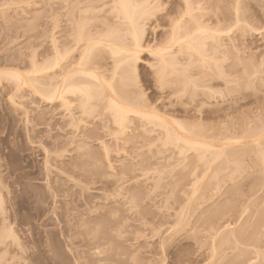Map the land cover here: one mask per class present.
Returning a JSON list of instances; mask_svg holds the SVG:
<instances>
[{"label": "rangeland", "instance_id": "obj_1", "mask_svg": "<svg viewBox=\"0 0 264 264\" xmlns=\"http://www.w3.org/2000/svg\"><path fill=\"white\" fill-rule=\"evenodd\" d=\"M183 1L150 0L155 15L144 22V48L129 89L133 96L136 91L137 96L142 94L147 109L198 125L206 133L205 141L215 144L217 150L212 151L244 148L242 156H230L226 150L228 156L211 162L209 169L199 152L166 144L157 127L158 132L154 126L153 130L140 126L143 122L137 117L118 133L100 107L99 113L97 108L94 112L98 115L88 118H81L73 107L77 115L70 117L73 122L79 118L76 124L59 103L49 105L28 88L17 91L14 82L0 75V264H255L262 260L264 154L256 149L264 150V0H242L248 3L247 19L236 29L223 30L219 44L214 43L217 50L212 57L221 65L217 66L220 78L215 61L203 65L195 62L199 58L193 54L195 63L187 68L192 69V79L203 85L192 97L178 91L175 83L180 75L169 76L171 84L160 88L155 77L158 62L151 55L167 37ZM196 1L203 7L202 20L211 27L214 11L233 13L229 0ZM108 2L0 0V71L25 74L33 69V61L43 65L50 57L52 40L60 51L70 49L79 16L93 22L92 32L106 30L114 24L107 14ZM183 55H177V67L185 61ZM105 61L109 68L110 61ZM30 73L27 76H33ZM210 77L217 83L211 84ZM236 159L242 165L237 172L233 171ZM220 228L222 237L238 228L246 239L221 246V251L215 234ZM252 229L256 233L250 239ZM215 244L217 249L212 248Z\"/></svg>", "mask_w": 264, "mask_h": 264}, {"label": "bare ground", "instance_id": "obj_2", "mask_svg": "<svg viewBox=\"0 0 264 264\" xmlns=\"http://www.w3.org/2000/svg\"><path fill=\"white\" fill-rule=\"evenodd\" d=\"M229 1L232 4L233 13L222 11L219 14H217L214 11L215 18L213 19L215 21L214 20L212 21L214 24L213 27L205 24L204 21L202 20L203 18L202 16H204V14L201 15V13L203 12V7L200 5L198 1L195 0L196 2V6H195L194 4L195 2L193 3L190 2V0H184L183 1L184 4L180 5L183 8V9L180 8L182 11H180V9L176 6L179 9L178 11L180 12L178 13V11H176L178 14L175 13L177 14L176 17H174L175 19H172L173 20L172 22L170 21V25H169L170 28L167 31L169 32L167 37L159 47L156 46L157 48H155V50L151 52V55L154 56V58L158 62L156 67L157 71L155 72V77H156V83H158L160 88H162V86L165 87V85L168 86L169 84H171V82L168 79H170L169 76H172L173 74L174 75L176 74L177 76L180 75V77L183 76L182 79L180 80L178 79L175 83L177 86H179L180 89L178 88L179 89L178 91L182 92V94L188 92V94L189 93L192 94L191 95L192 97L194 96V93L197 92L196 91L197 88L203 85V84H197L196 81L192 79L191 75L193 73L190 71V69L192 68L193 64L195 62H198L200 64L202 63L203 65L209 64L211 60L214 59L212 57L213 55L212 51H214L215 54V49H216L215 47H217L214 45V43L217 45L218 42L219 44L220 34L223 32V30L227 28L228 31L229 28L232 30L235 27L237 28L238 23L245 21L248 17L246 15L248 8L247 2L246 5L245 2L243 4L242 0H229ZM149 2L150 0L149 1L148 0H109L108 4L110 6L109 7L110 13L108 11L107 14L113 16L114 24L112 26H109L106 30L105 28H103L104 30L99 29L100 31L97 29L96 32L94 30L93 33L92 32L93 28L90 24L93 22L88 23L85 17L81 19L82 16H79L78 18L79 20H77L78 22L76 23V26H74L73 37L72 34L70 35L72 37L71 39L73 42V46L72 47L70 46V49L68 48L67 50L64 49L63 51H60V49H58V46L56 47V45H53L55 42L54 40H52L51 42L54 43L53 44L51 43V49L49 53L52 50L53 52L52 54L48 53L50 57H47L48 59L46 58L47 60L44 61L45 63H42L43 65L38 66L37 64L36 65L33 64L34 63L33 61L32 63L33 69L29 71L32 72L30 74H33V76L32 75L27 76V73L29 74V72L23 74L16 70L15 71L1 70L0 75L2 77L4 76V78L7 77L12 82H14L15 85L13 83L12 85L14 86V89H16L17 91L18 89L21 90L22 88H28L29 91L32 92V94H36L40 96L41 99L44 100L49 105H52L54 103L56 104L59 103L63 107L60 108L64 109V111L65 109L66 110L68 109V111L66 112L68 113L70 119L71 117L72 118L76 117L75 114L77 115V113L73 114V111H71L74 110L73 107L78 109L79 116L81 118H83L84 116H86L87 118L91 117L95 112V110L97 111L98 107H100L101 112L98 109V113L99 112L102 113L105 110V112L108 114V116L106 115L107 117H105V119L106 118L110 119V120L108 119L109 121L107 120L112 124L110 126H114L116 129L114 130L117 131L118 133L119 131L123 133L127 129L129 123L132 122L131 117L132 118L137 117L136 120L139 119L141 122H143V124H140V126L142 125L147 128V126L149 125L150 128L153 126L154 129L158 128L162 134L160 138L164 137V142L166 144L168 143L170 145L172 144L174 146H178V148L181 150L183 149V151H186L185 149H187V151L194 150L199 152V157H200L199 159L203 160L205 166L209 168V166H211L210 165L211 162H213L217 158L219 159V157L222 155L226 154L228 156V152L231 150H229V148L224 149V147H222L220 148V150L222 149L221 151H212V150H217L215 149V144L205 141L207 137V136L205 137L206 133L204 134V132L201 131V128L198 125L196 126L195 124H191V123L185 124L175 119H168L171 116L167 118L165 116L166 114L164 115L161 112L162 113L161 115L159 112H157L158 109L156 111L153 107H151L152 109L150 108L147 109L146 105L148 104L144 105L143 103L145 99L142 98L143 101L141 100L140 96H142V94L139 93V95L140 94L141 95L137 96L136 93L137 91H136L134 94L136 96H133V93L130 91L131 87L133 86V84L131 83L133 81H130L132 80L130 77L133 76V74L135 73L136 63L139 59L142 49L144 48L142 46L143 44L142 42L145 34L144 26L146 24L144 22H146L147 19H150L149 17L155 15L153 14L154 12L153 10L155 9L153 7L154 5L151 6ZM172 14H174V12H172ZM102 22H104V19L101 20V23ZM214 22L216 23V25ZM208 41L213 42L212 47L211 45L209 47ZM146 48H147L146 50H148L150 47L148 46ZM210 48H212L211 54H209ZM150 50H152V48ZM183 53L185 54V58H186V59L184 58L185 61L183 63H188L189 65L187 64L186 66H184V64L182 63L180 66L177 67V65L180 64V62H178L177 55L179 54L182 56ZM73 54L77 56L75 57ZM193 54L197 55L199 60L195 62L192 61L194 62L192 64L191 58L193 57ZM105 60L110 61L111 65L109 68L107 67L106 65L107 62ZM102 62L103 63L106 62V63L103 64ZM216 62L217 60L214 63V66H216L214 67V69H217L215 70L217 72L219 71L217 74V77H219L220 74L222 73L220 69L217 68V66L220 68L221 65H217V63L219 64V62L217 63ZM190 64H192V66ZM181 66L184 67L180 68ZM187 66L191 68L189 67L187 68ZM179 71L181 72V74L179 73ZM187 71L190 73V75ZM177 72L179 74H177ZM197 73L199 74V72ZM34 74H37L38 76ZM211 78L214 81L211 82L212 81L211 80L210 81L211 84L217 83L213 79V77H210L209 80ZM207 80L208 79L204 81L205 85L207 83ZM173 81L175 80L173 79ZM12 85L11 87H13ZM130 85L132 86L130 87ZM9 90H12V88ZM17 91L14 92L17 93ZM72 103L76 105L73 106ZM77 109H75L76 112ZM101 109H103V111ZM70 111L72 112L71 114L69 113ZM72 114L73 116H71ZM103 115L105 116V114ZM100 117L103 118L101 115ZM73 120L74 119H71L70 121L73 122ZM76 120L77 119H75L74 121L76 122V124L77 122H80L79 118L78 121ZM70 124L73 125L72 123ZM153 128L151 129L153 130ZM158 129L157 131L156 130L155 131L158 132ZM90 136L92 137V134L91 135L89 134V137ZM159 141H161V139ZM164 142L163 144H165ZM241 149L240 148H238V150L236 148L232 149L231 153L229 152L230 153L229 155L239 156L238 154H240V156H242L243 154L242 151H244V148L243 150ZM226 150L229 151L226 152ZM256 150L260 151V152L257 151L258 154L261 155L264 154L263 149L260 150V148H258ZM91 153L92 152L90 151V154ZM240 162H241L240 159L234 160V164L236 167L233 165V161L230 162L234 167L233 171L236 172L239 171V167H242V165L240 166L241 164ZM262 163H264V159L261 160V164ZM263 166L264 165H262V168ZM206 171H208L207 168L205 172ZM215 173H217V171ZM215 177H217V175ZM212 178H214L213 174H212ZM196 188L197 187L195 186V189ZM216 215L217 217L221 216L220 214L219 215L216 214ZM209 228L210 227L208 226V229ZM216 230L217 231L219 230L220 233L216 231L215 234L218 233L216 235L220 236L223 230L221 231V228ZM237 230L236 231L230 230V232L227 231L228 234L225 236L223 235V237L217 236V238H220L219 239L220 247L217 248L221 250L222 249L221 246L224 247L225 245L229 246L231 245V243L232 245L233 243L238 244V241L246 239L243 230L242 232L239 231L238 228ZM255 233L256 232H253L252 233L253 235L251 233L248 234V237L251 239V237L254 236ZM249 235H251V237ZM217 238L215 237L214 241L212 240V238L211 240L213 242H216ZM249 238H247L246 240L247 242L250 240ZM245 242L243 241L244 244L247 243ZM216 244L213 245L212 248H214V246L216 248ZM226 248H224L223 250L224 252ZM258 253L260 254V252ZM261 254L260 255L262 256L261 257L262 260L258 259V262L256 261L257 263L253 261L255 264L258 263L264 264V251ZM214 256H215V252H214ZM258 257L260 256L259 255H257V257L255 256V258Z\"/></svg>", "mask_w": 264, "mask_h": 264}]
</instances>
